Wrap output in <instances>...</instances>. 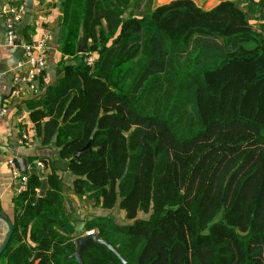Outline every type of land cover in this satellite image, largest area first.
<instances>
[{
	"label": "trees",
	"instance_id": "trees-1",
	"mask_svg": "<svg viewBox=\"0 0 264 264\" xmlns=\"http://www.w3.org/2000/svg\"><path fill=\"white\" fill-rule=\"evenodd\" d=\"M152 1L63 0L58 42L73 64L28 102L34 131L68 162L91 144L69 163L74 193L133 223L109 216L85 231L127 264H264V0L250 13ZM67 31H81V52ZM46 178L39 215L40 177L18 194L0 264H79L62 181ZM82 260L124 264L100 245Z\"/></svg>",
	"mask_w": 264,
	"mask_h": 264
},
{
	"label": "crops",
	"instance_id": "crops-1",
	"mask_svg": "<svg viewBox=\"0 0 264 264\" xmlns=\"http://www.w3.org/2000/svg\"><path fill=\"white\" fill-rule=\"evenodd\" d=\"M28 0H16L17 4L25 6V15L18 28L21 43H37L45 40L47 52L46 68L39 78L37 89L34 93L25 92L18 96L12 94L14 90L15 67L22 58L23 50L20 47L8 46L4 32L0 33V109L7 106L8 111L0 117V212L7 216L14 224L15 200L19 194L18 186L8 167V160L13 158L18 162L20 158L26 159L29 167H36L38 162H42L45 176L53 173L57 174L63 184L64 211L69 217L75 229V236L87 235L85 225L88 222L99 218L113 216L115 223L119 225H130L118 223L112 210H105L99 206H94L93 201L86 197H79L74 193L73 181L68 166L69 162L60 158L59 149L53 145H42L41 139L36 135L34 126L30 121V111L28 102L43 98L48 89L54 87L59 78L63 77L64 66L73 64L68 56L66 63L62 62L64 57L60 51L58 38L61 35V8L63 0H33L32 10L27 7ZM175 0H153L152 9L167 5ZM199 8L209 11L221 3H232L244 11L251 12L252 0H192ZM259 0H254L257 2ZM6 0H0V13L6 5ZM131 5L133 0H131ZM132 8L128 9L122 19L126 20L132 13ZM60 32L58 34V29ZM0 28L3 29L0 18ZM70 32V31H67ZM78 44H81L82 33L78 31ZM36 53V52H35ZM63 56V57H62ZM68 62V63H67ZM28 135V141L22 142L21 136ZM119 208V207H118ZM120 210V209H119ZM123 220L126 213L120 210ZM142 219V218H140ZM9 232L8 224L0 218V247Z\"/></svg>",
	"mask_w": 264,
	"mask_h": 264
},
{
	"label": "built area",
	"instance_id": "built-area-1",
	"mask_svg": "<svg viewBox=\"0 0 264 264\" xmlns=\"http://www.w3.org/2000/svg\"><path fill=\"white\" fill-rule=\"evenodd\" d=\"M6 5L0 13L6 42L10 47H20L23 50L22 58L18 61L15 67L14 90L12 94L18 96L25 92L34 93L37 89L39 78L43 75L46 68L47 52L45 47V40L37 43H21L18 34V28L22 23L25 15V6L17 4L16 0H6ZM36 52V53H35ZM97 60L96 54H90L87 57L88 66H92ZM8 111L7 106L0 109V117L5 115ZM22 142L28 141V135L21 136ZM8 167L13 175V178L18 186V192L27 190L29 177L22 175L18 163L15 159L8 160ZM38 169L43 170L42 162L36 164ZM94 232H88L87 235H92Z\"/></svg>",
	"mask_w": 264,
	"mask_h": 264
},
{
	"label": "water",
	"instance_id": "water-1",
	"mask_svg": "<svg viewBox=\"0 0 264 264\" xmlns=\"http://www.w3.org/2000/svg\"><path fill=\"white\" fill-rule=\"evenodd\" d=\"M32 3H33V0L27 1V7L30 10H32ZM59 32H60V27H59L58 32H57L58 34H56L57 37L59 35ZM57 135H58V132L55 135L53 142L56 141ZM90 147H91V144L89 143L83 150L76 153L74 155V158L69 163H72L77 158H79L84 152H86L88 149H90ZM17 163H18V166L20 168L22 175L28 176V177L31 175H37L41 179V187H40V191H39V197H38L37 203H36V215H39L40 211L42 210L43 198L48 191V187H49L48 179L46 178L44 172L41 169H38L37 167H29L26 159L20 158ZM117 192L119 193V187H117ZM0 218L3 219L8 224V227H9V232L6 235V238L0 247V258H1L2 254L4 253L6 248L8 247V244H9L10 239L12 237V234L14 231V224L2 212H0ZM74 243H75V253L73 255H71L70 257L77 260L79 264H84L83 260H82V254L84 251H86L89 247H91L93 245H100V246L107 247L124 264H127L124 261V258L122 257L120 252L118 251V248L113 246L110 242H108L106 240H102L98 234L94 233L92 235L79 236L75 239Z\"/></svg>",
	"mask_w": 264,
	"mask_h": 264
},
{
	"label": "rangeland",
	"instance_id": "rangeland-1",
	"mask_svg": "<svg viewBox=\"0 0 264 264\" xmlns=\"http://www.w3.org/2000/svg\"><path fill=\"white\" fill-rule=\"evenodd\" d=\"M78 37H79L78 32L70 31L69 32L68 42H70L72 44L71 45V49L73 48V45H74V49L76 48L79 52H81L82 51V47H81V44H78ZM60 51H61V49H60ZM66 59H68V56H64L62 58V62L64 61V63H66V61H65ZM142 63H143V61L141 59H139L137 61L132 62L127 68L131 69L132 74L134 75L135 73L138 72V69L142 65ZM114 215H115L116 219L118 220V223H122V224H127V223L128 224H132L133 223L132 220H130L131 222H126L125 220H123L122 215H121L120 210H119L118 207H116ZM140 218L145 219V218H149V216L148 215H144L143 213H139L138 214V219H140Z\"/></svg>",
	"mask_w": 264,
	"mask_h": 264
}]
</instances>
